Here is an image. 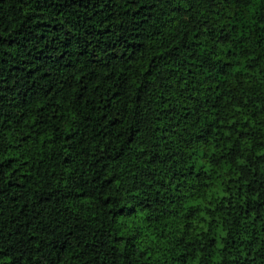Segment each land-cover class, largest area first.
I'll list each match as a JSON object with an SVG mask.
<instances>
[{"label":"trees","instance_id":"trees-1","mask_svg":"<svg viewBox=\"0 0 264 264\" xmlns=\"http://www.w3.org/2000/svg\"><path fill=\"white\" fill-rule=\"evenodd\" d=\"M0 264H264V0H0Z\"/></svg>","mask_w":264,"mask_h":264}]
</instances>
